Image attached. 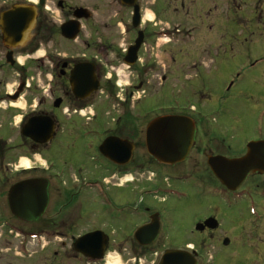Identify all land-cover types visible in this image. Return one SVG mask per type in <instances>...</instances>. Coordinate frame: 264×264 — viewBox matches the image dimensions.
I'll list each match as a JSON object with an SVG mask.
<instances>
[{
	"label": "flooded vegetation",
	"instance_id": "1",
	"mask_svg": "<svg viewBox=\"0 0 264 264\" xmlns=\"http://www.w3.org/2000/svg\"><path fill=\"white\" fill-rule=\"evenodd\" d=\"M261 42L264 0H0V212L12 214L11 229L24 239L45 234L48 244H73L88 232L74 229L89 203L101 205L88 216L94 225L103 213L126 218L131 200L116 192L125 198L115 202V188L135 180L167 184L173 173L212 199L181 250L197 264H264V172L249 173L234 189L208 164L212 156L242 158L251 142L264 141V110H242L228 93L242 75L247 87L264 85ZM150 97L160 101L148 121ZM165 115L188 116L195 126L188 156L172 165L146 149L147 125ZM242 116L250 122L241 124ZM111 137L133 143L132 155L125 145L115 160L107 157L101 145ZM35 179L45 182L48 202L42 216L27 221L12 213L9 195ZM145 212L140 226L159 222L160 229L143 248L160 258L152 245L167 237L164 213ZM94 230L107 234L108 248L130 237ZM213 241L221 253H205ZM62 249L51 250L55 259Z\"/></svg>",
	"mask_w": 264,
	"mask_h": 264
},
{
	"label": "rangeland",
	"instance_id": "2",
	"mask_svg": "<svg viewBox=\"0 0 264 264\" xmlns=\"http://www.w3.org/2000/svg\"><path fill=\"white\" fill-rule=\"evenodd\" d=\"M260 48L264 51V42H261ZM183 53L186 54L187 50H184ZM183 58L187 59V57ZM235 74L236 71L233 72V75ZM262 84L263 82L259 83L257 87L253 85L247 87L248 84L246 77L242 75L228 93L229 96L235 97L237 101V107H240L242 110L244 109L251 111L254 114L256 111L264 110V85ZM240 87H247V89H250V91H246L247 94H237ZM157 98L158 99H153L150 97L145 99V105L148 108L149 114L146 116V120L148 119V121L155 115L150 111L159 104L160 98ZM132 112H134L133 120L135 121L138 119V116H136L138 111L132 108ZM249 122L250 121L246 120L245 118L243 119L242 116L240 120L241 124ZM24 160L27 159L23 158L21 161L22 164L25 163ZM185 165L186 163L184 166ZM202 165L204 166L202 168L205 169V163ZM153 166L156 167V165ZM186 166L187 167L185 169H182L184 170V173L185 171H190V167H188V165ZM202 168H199L198 170L201 171ZM156 170L160 173L163 171L158 168ZM162 173L166 172L163 171ZM170 176L171 180L167 184L161 183L160 185H157L147 181L137 182V180H135V182L128 184V188H115L111 192L114 193L112 194V197L115 202H124L125 198L122 195L116 194V192H126L128 194L129 200H131V209L128 211V213H126V218L119 220L103 213V215L100 217L101 223L99 225H94L93 218L88 216L93 215L94 211L100 214L101 205H93L92 203H89L87 208H84L85 213L81 214V217L79 218L80 224L79 226L75 227L77 229H74V232L82 233L84 231H92L94 228H101L106 230L108 233L112 232L114 237L118 234L129 235L130 237H127L124 242L113 243L110 246V252L116 254L115 259L118 261L117 264H129L132 262V259H130L132 258L131 256L134 255L147 256L148 260L144 263V261L141 259V263L151 264L150 260L153 259V256H150L149 253H143L142 250L144 249L142 246H138V249L141 250L137 251V244L134 243L133 236L137 227H139L147 218L145 208L154 207L164 213L162 218V232L164 236L167 237L164 239V241L153 244L152 249H156L161 253L168 249H182L186 242L189 241L190 231L192 229L195 217L205 214L208 210H210L209 206L212 199H208L204 196H199L196 194L197 192L195 193L192 190L191 185L181 180H177L176 178L178 176L176 174L172 173ZM181 189L186 191V196L181 197V199L174 198V193L176 191H180ZM188 192L191 193L189 198ZM233 211L235 210L233 209ZM233 211L228 212L229 217L234 215ZM0 219V264H86L85 258L82 256L79 258V255H77L74 249L70 247V240H67V243L64 245V247H62L60 243L51 242L45 249L37 245H32L31 243L26 244L27 239L23 240L22 236H16V229H13V232L10 231L11 225L17 224L10 212L7 213V215L5 212H0ZM42 237L49 239V236L45 234H43ZM21 241H23V243H21ZM56 248L60 250L63 248L61 255L59 253V258L57 259L53 257L51 251L52 249ZM220 249V243L213 241L209 246H207L205 253L216 255L217 253H221Z\"/></svg>",
	"mask_w": 264,
	"mask_h": 264
},
{
	"label": "water",
	"instance_id": "3",
	"mask_svg": "<svg viewBox=\"0 0 264 264\" xmlns=\"http://www.w3.org/2000/svg\"><path fill=\"white\" fill-rule=\"evenodd\" d=\"M195 137L193 120L184 115H165L153 119L146 128V147L148 153L162 164H176L188 156ZM127 145L129 157L135 147L133 143L120 138H108L101 145L102 152L115 160L116 152ZM116 151V152H115ZM118 160V159H117ZM119 161V160H118ZM217 178L229 188L238 187L251 172H264V141L252 142L249 152L242 158L231 159L212 156L208 160ZM42 180H28L15 185L10 192L12 213L24 220H35L44 214L48 202L47 189ZM212 219L205 224L215 227ZM201 224H198L200 227ZM160 229L154 222L142 226L135 234L140 245H150ZM152 234L146 239V233ZM108 237L101 230L91 231L79 237L74 243L75 251L92 259H102L105 255ZM160 264H197L194 257L184 250H167Z\"/></svg>",
	"mask_w": 264,
	"mask_h": 264
},
{
	"label": "bare ground",
	"instance_id": "4",
	"mask_svg": "<svg viewBox=\"0 0 264 264\" xmlns=\"http://www.w3.org/2000/svg\"><path fill=\"white\" fill-rule=\"evenodd\" d=\"M24 161H25V163L23 164L24 166L29 165V161H28V160H24ZM127 180H131V177L128 176V177L122 179V182H125V181H127ZM115 258H116V254H115V253H111V254L109 255V261H108V263H109V264H117L118 261H117ZM114 259H115V260H114Z\"/></svg>",
	"mask_w": 264,
	"mask_h": 264
}]
</instances>
